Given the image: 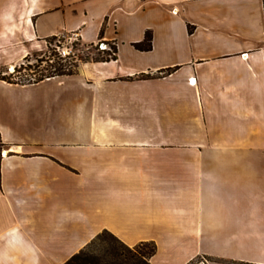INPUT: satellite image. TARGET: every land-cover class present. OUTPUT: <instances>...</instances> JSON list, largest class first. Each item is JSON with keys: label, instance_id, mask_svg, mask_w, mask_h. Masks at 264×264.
<instances>
[{"label": "crops", "instance_id": "1", "mask_svg": "<svg viewBox=\"0 0 264 264\" xmlns=\"http://www.w3.org/2000/svg\"><path fill=\"white\" fill-rule=\"evenodd\" d=\"M59 36L116 57L0 79V264L104 231L152 264H264V155L242 150L264 146V0H0V68Z\"/></svg>", "mask_w": 264, "mask_h": 264}, {"label": "trees", "instance_id": "2", "mask_svg": "<svg viewBox=\"0 0 264 264\" xmlns=\"http://www.w3.org/2000/svg\"><path fill=\"white\" fill-rule=\"evenodd\" d=\"M189 30L190 31L192 30L191 26H189ZM51 39H55V37L50 38L49 40ZM152 40H153L152 32L147 31L145 33L144 39L140 42L134 43V45L136 48L141 50H150L152 48ZM106 44L108 45V49L102 53L107 54V56L97 59H111L116 57V53H117L116 44L114 43H109V44L106 43ZM32 54H28L27 56H25L23 61L17 64L11 72L5 68H0V79H3L11 83H21V84L34 83L52 76L73 74L78 67V64H74L70 67L68 66L65 67L63 64L64 58L59 56L57 52H54L53 55L57 59H55L53 63L49 64L50 68H48L49 70L48 73H45L44 71H40L38 73L37 71H33L29 74H22L23 70H27V69L32 70V66L30 65L28 67L25 66L26 62H30V56ZM5 72L7 73V75L4 74ZM17 75L18 76L20 75L19 78ZM102 234H108L114 243H117L128 249L130 255L125 256L123 252L118 251L117 244L113 243L111 245L113 248H115V251L117 250L116 251L117 256L124 257L123 259H125V261L128 260L129 258L132 260L130 261V264H152L150 258L156 253L157 250V245L154 241L141 242L133 247H130L127 244L123 243L121 240H119L114 234L108 231H104L99 235H97L92 241L86 244L80 251L73 254L64 264H108L105 255H103V253L100 252L98 247H95L97 240L101 238ZM106 252H108V250Z\"/></svg>", "mask_w": 264, "mask_h": 264}, {"label": "rangeland", "instance_id": "3", "mask_svg": "<svg viewBox=\"0 0 264 264\" xmlns=\"http://www.w3.org/2000/svg\"><path fill=\"white\" fill-rule=\"evenodd\" d=\"M55 43H58V37L49 40L48 46L45 49L33 52V54L30 56V62L25 63L26 67H28L29 65L32 66V70L30 69L23 70L22 74H29L33 71H37V73L40 71H44L45 73H48L49 71L48 68H50L49 64L53 63L54 60L57 59L53 55L54 52H56L53 50ZM74 51H75V56L64 58L63 64L65 67L67 66L70 67L74 64H79V62L82 60L97 59L107 56V54L101 52L102 49L100 47V43L86 45V44H82L77 40L74 42ZM4 74L7 75L6 72ZM251 149L253 150L252 153H259L264 155V146L258 148H246V149L243 148L242 150L249 151ZM255 165H257L258 167L257 169L258 171L261 170L264 172V160L262 162H258V164ZM113 243H114L113 240L110 238L108 234H102L101 238L97 240L95 247H98L100 252L103 253V255H105L108 264H130V261H132L131 259L128 258V260L125 261V259H123L124 257L117 256V252H116L117 250L115 251V248L111 246ZM117 246L119 252H123L125 256L130 255L127 248L119 244H117ZM107 250L108 252H106Z\"/></svg>", "mask_w": 264, "mask_h": 264}, {"label": "built area", "instance_id": "4", "mask_svg": "<svg viewBox=\"0 0 264 264\" xmlns=\"http://www.w3.org/2000/svg\"><path fill=\"white\" fill-rule=\"evenodd\" d=\"M77 41L76 38H73L72 36L70 37H65V36H59L58 37V43L54 44L53 50H55L59 56L63 58H68L75 56V51H74V42ZM100 47L102 50H105L108 48V45L105 42H99Z\"/></svg>", "mask_w": 264, "mask_h": 264}]
</instances>
